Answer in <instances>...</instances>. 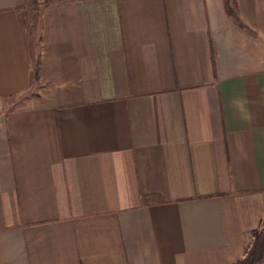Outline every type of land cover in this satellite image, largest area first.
Listing matches in <instances>:
<instances>
[{
    "label": "crops",
    "instance_id": "obj_1",
    "mask_svg": "<svg viewBox=\"0 0 264 264\" xmlns=\"http://www.w3.org/2000/svg\"><path fill=\"white\" fill-rule=\"evenodd\" d=\"M259 226L264 0H0V264H231Z\"/></svg>",
    "mask_w": 264,
    "mask_h": 264
},
{
    "label": "trees",
    "instance_id": "obj_2",
    "mask_svg": "<svg viewBox=\"0 0 264 264\" xmlns=\"http://www.w3.org/2000/svg\"><path fill=\"white\" fill-rule=\"evenodd\" d=\"M242 25V23H240ZM251 239L245 246L243 255L231 264H258L264 257V229L259 226L250 233Z\"/></svg>",
    "mask_w": 264,
    "mask_h": 264
},
{
    "label": "rangeland",
    "instance_id": "obj_3",
    "mask_svg": "<svg viewBox=\"0 0 264 264\" xmlns=\"http://www.w3.org/2000/svg\"><path fill=\"white\" fill-rule=\"evenodd\" d=\"M26 8L28 10L27 16H28L29 22L35 24V21L37 19V11L39 8V4L33 3L31 5H28ZM258 264H264V257L262 258V260Z\"/></svg>",
    "mask_w": 264,
    "mask_h": 264
}]
</instances>
